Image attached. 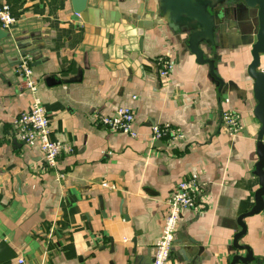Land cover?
<instances>
[{
    "label": "crops",
    "instance_id": "obj_1",
    "mask_svg": "<svg viewBox=\"0 0 264 264\" xmlns=\"http://www.w3.org/2000/svg\"><path fill=\"white\" fill-rule=\"evenodd\" d=\"M158 2L86 0L75 14L72 0H0L15 19L0 26V243L14 254L0 264H142L161 236L168 197L190 179L201 189L197 210L181 214L167 263L189 264L175 246L186 239L203 248L199 264H228L239 254L231 248L235 220L253 207L258 189L260 125L246 72L256 23L235 19L237 30L229 21L212 51L201 45L205 58L214 56L219 88ZM23 55L51 139L72 148L58 158L59 182L38 144L15 136L14 118L34 98L15 74ZM159 57L172 63L167 78L159 76ZM120 107L133 111L136 138L99 124ZM224 112L240 117L234 136ZM156 125L183 137L152 140ZM244 223L239 244L263 260L264 212Z\"/></svg>",
    "mask_w": 264,
    "mask_h": 264
},
{
    "label": "water",
    "instance_id": "obj_2",
    "mask_svg": "<svg viewBox=\"0 0 264 264\" xmlns=\"http://www.w3.org/2000/svg\"><path fill=\"white\" fill-rule=\"evenodd\" d=\"M85 3L86 0H72L73 12H84ZM158 6L163 19L174 32H184L188 35L184 48L194 56L196 64L207 65L209 75L217 81L219 88L223 84L214 73V56L212 59L205 58L201 45L212 51L216 31L224 34L229 29V21H233L237 30L240 29L234 22L235 19H242L245 25H250L252 21L256 23L253 41L250 42L251 62L246 72L253 82L252 97L256 102L253 117L260 125L255 144L257 162L253 166V174L258 179V189L253 196V207L235 220L231 248L239 254L233 255L228 264H263L259 258L253 256L248 246L239 242L246 233L244 220L264 212V73L260 70L261 57L264 58V0H159ZM1 35L3 34L0 29ZM7 36L8 34H5L3 38ZM117 196L120 197V194ZM176 236L177 239L180 237L179 234ZM175 246L179 247L177 254L182 261L189 264L200 263L203 248L199 247L197 242L186 239L182 243L175 242ZM154 252L155 248L152 254L146 251L145 256H141V263L152 264ZM12 259L14 254L5 244L0 243V263Z\"/></svg>",
    "mask_w": 264,
    "mask_h": 264
},
{
    "label": "built area",
    "instance_id": "obj_3",
    "mask_svg": "<svg viewBox=\"0 0 264 264\" xmlns=\"http://www.w3.org/2000/svg\"><path fill=\"white\" fill-rule=\"evenodd\" d=\"M15 23L10 8L7 4H0V26L3 29L10 28ZM31 58L22 56L16 65L15 74L22 78V86L30 92L34 98L30 108L20 113L14 118L13 125L16 138L28 146L38 144V148L43 156L48 169L55 175V180L59 182L63 175L57 170L58 158L62 153H72V148L54 141L50 137L49 119L36 96L37 84L33 78V72L30 65ZM158 73L161 78H167L172 63L165 57H159L156 61ZM222 123L228 134L231 136L239 133L240 117L236 113L224 112L221 115ZM99 124L109 132L125 134L131 138H136L137 133L133 129L134 113L128 107H120L115 110L111 116L98 118ZM152 140H162L168 137L182 138L183 136L167 126H153L151 129ZM201 193L198 182L194 179L179 182L166 202V215L162 227L160 238L155 244V252L152 257V264H168L167 259L172 248L177 224L181 214L189 210H197L198 196ZM264 264V243H263Z\"/></svg>",
    "mask_w": 264,
    "mask_h": 264
}]
</instances>
